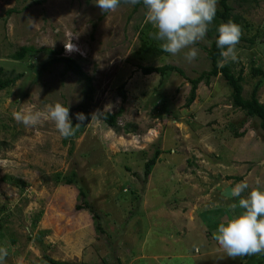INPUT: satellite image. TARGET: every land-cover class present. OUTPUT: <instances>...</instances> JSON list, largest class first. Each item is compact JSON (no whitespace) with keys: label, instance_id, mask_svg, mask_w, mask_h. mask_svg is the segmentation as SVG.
Listing matches in <instances>:
<instances>
[{"label":"rangeland","instance_id":"rangeland-1","mask_svg":"<svg viewBox=\"0 0 264 264\" xmlns=\"http://www.w3.org/2000/svg\"><path fill=\"white\" fill-rule=\"evenodd\" d=\"M230 3L243 16L246 39L236 46L237 60L229 61L236 74L244 70L243 94L249 97L258 80L252 68L264 66V0ZM10 8L18 11L9 15ZM145 11L122 4L103 13L95 0H0V80L24 72L15 84L0 89V247L8 252L3 264H50L45 255L90 264H242L215 240L210 247L203 233L204 227L217 230L238 198L199 209L192 204L201 195H218L227 183L247 180L245 196L251 187L264 189V129L259 117L233 105L232 87L222 75L201 82L197 98L187 105L189 80L211 67L207 48L214 22L192 45L198 55L189 62L188 49L175 56L160 50L161 41L149 35L157 29L145 23ZM142 37L148 40L146 49ZM70 38L78 51L66 52L64 42ZM24 45L35 46L38 53L12 59ZM58 50L92 76L93 91L85 79L65 72L62 62L40 74L34 69ZM163 64L181 67L185 75L140 69ZM259 96L264 102V83ZM56 102L69 107L74 127L76 113L91 117L70 138H63L51 121L26 128L12 117L14 110H42ZM121 106L125 111L116 129L103 113ZM234 129L244 135L235 137ZM157 148L162 153L144 183L145 163ZM73 169L89 188L94 208L110 214L102 237L89 210L76 209L78 187L56 181L59 173ZM18 179L26 183L16 184ZM158 234L169 239L167 247L157 242Z\"/></svg>","mask_w":264,"mask_h":264},{"label":"clouds","instance_id":"clouds-1","mask_svg":"<svg viewBox=\"0 0 264 264\" xmlns=\"http://www.w3.org/2000/svg\"><path fill=\"white\" fill-rule=\"evenodd\" d=\"M122 0H95L103 13L115 12ZM125 4L136 5L141 0H123ZM145 7V23L157 29L149 33L152 39L161 41L160 50L173 56L184 53L189 62L195 60L198 50L192 45L203 40L208 26L214 21L217 13V0H142ZM217 47L223 67L229 60H237L236 46L239 44L242 29L234 21L221 22L218 26ZM68 53L78 51L72 38L64 42ZM226 49V50H225ZM69 107L60 102L47 104L42 110L32 107L21 108L12 112L13 119L24 127H36L42 121H51L63 138H70L86 120L82 112L76 113L78 123L73 126ZM94 116V115H93ZM250 188L247 180L238 182L231 188V196L238 198V204H231L232 213L227 215L218 229L213 232V239L225 251L227 256L237 257L264 253V189L259 186ZM239 209V211H237ZM8 252L0 247V264H3Z\"/></svg>","mask_w":264,"mask_h":264},{"label":"trees","instance_id":"trees-1","mask_svg":"<svg viewBox=\"0 0 264 264\" xmlns=\"http://www.w3.org/2000/svg\"><path fill=\"white\" fill-rule=\"evenodd\" d=\"M92 1V0H87ZM242 1H253L257 2V0H242ZM46 2V0H33L34 4H41ZM125 4L122 0L121 4ZM140 6H143L142 0L140 3L134 5V11H136ZM144 7V6H143ZM233 6L230 3V0H219V6H217V13L216 17L214 19V23L210 28L209 34L213 35V39L211 41L210 46L207 48V55L211 61V67L210 69L204 70L200 73L199 76L195 78H191L189 82L191 83V91L190 96L188 97L187 105L192 104V102L197 98V89L201 82L205 81L206 83H210L211 79L213 77H217L219 75H222L226 82L232 87V102L233 105L242 111L245 112L246 115L250 117H259L260 119V125L262 129H264V102L261 101L259 92L262 84L264 83V66H256L253 67V77H258V80L253 85L252 90L250 92L249 97H245L244 92V70L241 69V71L236 74L233 71V66L230 61H228L223 67L218 66V62L221 60L220 52L222 51L220 48L217 47L216 40L218 38V26L221 22H228L229 20L234 21L235 23L239 24L241 26V29L243 30V27H245V23L243 22V16L239 13L233 12ZM18 10L15 8H10L7 10V14L11 15L14 12H17ZM143 39V46L146 49V46L148 44V40L142 37ZM241 39H246L243 35L241 36ZM240 39V40H241ZM251 43L255 41V36H252L249 38ZM38 50L33 45H24L22 46L18 51L13 53L11 55V58L14 60H24L27 57L28 53H38ZM226 50V49H225ZM55 55L53 58L42 64L41 66H33L31 63L28 65V67L38 70L39 74L46 69L49 64L53 62H62L64 65V71L68 72L71 71L74 74L82 77L85 79L90 87V90L93 91L94 87L92 86V76L87 73L82 65L74 58L69 56L61 55L63 52L61 50L55 51ZM140 69L144 74H152L154 72L159 73L161 76H165L166 74L177 71L181 73L182 75H185V71L183 68L178 67L173 64H163L160 66L155 65H140ZM24 76V72H20L17 74H14L12 76H8L3 80H0V89H4L8 86H11L16 83V81ZM121 97L123 98V101L126 100L127 94L126 90L124 89V84L121 86L120 89ZM125 109L123 106H121L118 111H106L103 113V119L106 123H108L109 126L118 129L119 128V119L123 115ZM84 112V111H83ZM86 120L84 122H87L91 117L88 113L85 114ZM85 123H83L81 126H84ZM126 132H130L128 128H126ZM235 137H240L244 135L243 132H238V130L234 129L233 131ZM162 153V150L160 148H157L155 153L146 161L145 168H144V183L147 181L149 175L152 173L154 166L159 161L160 154ZM138 174V173H135ZM229 178H234L235 180H241L242 176H230ZM57 182L69 184V185H76L79 189V200L76 205L77 210H89V212L92 215V218L96 224V230L100 234L98 237H102L101 234H107L106 229V221L109 219L110 214L103 213L92 205L90 201V190L88 187H86L83 182V178L80 177V174L77 170L73 169L70 173L62 175L59 173L57 175ZM16 184H22L24 185L26 182L22 180L15 181ZM136 197H141L140 193L136 194ZM105 215V216H104ZM107 215V216H106ZM109 232V231H108ZM111 234V233H110ZM3 237V234H0V237ZM40 238V236H39ZM242 259V264H264V253H260L257 255H251V256H244L240 257ZM45 259L50 264H90L88 262H71L66 260H55L54 258L50 257L49 255H45Z\"/></svg>","mask_w":264,"mask_h":264},{"label":"crops","instance_id":"crops-1","mask_svg":"<svg viewBox=\"0 0 264 264\" xmlns=\"http://www.w3.org/2000/svg\"><path fill=\"white\" fill-rule=\"evenodd\" d=\"M227 186H232L231 185V183H227V184H225L221 189H219L220 190V192L218 193V195L220 194V196L218 197V195H211L210 193H209V195L207 194V195H201V197L199 198V201L198 202H195V203H193L192 204V208H194L196 205V209H199L201 206L202 207H210V205H223L225 202H227V198L228 197H226V196H224L223 194H222V191L227 187ZM232 187H235V186H232ZM217 189V188H216ZM223 195V196H222ZM208 200L210 201V203L208 202ZM202 204V205H201ZM195 209V210H196ZM194 210V211H195ZM185 211H191L190 209H186ZM193 211V212H194ZM166 212L169 214L168 216H173V214H174V212L173 211H170L169 209H166ZM194 214H193V221L192 222H196L195 221V218H194ZM196 217V216H195ZM199 217V215L197 216V218ZM200 218V217H199ZM168 219V218H167ZM201 220V219H200ZM168 221H166V223H167ZM222 222V221H221ZM220 222V223H221ZM219 225V224H218ZM206 227H204L203 228V233H207V236H206V238L208 239V245L211 247L212 245H213V243L211 242L212 240H214L213 239V236H212V234H213V232H215V231H213L212 229H210V230H208L207 228L205 229ZM184 229V228H183ZM154 237H155V239L157 240V242L158 243H160L161 244V242H160V240L161 241H163V245H165V247H167L168 246V241H169V239L164 235V234H158V235H154ZM170 237H173V234L170 236ZM210 237V238H209ZM173 239L174 240H177V238H175V237H173ZM215 242H216V245L218 246V247H220L219 245H218V242L215 240ZM162 245V244H161ZM167 245V246H166ZM215 245V244H214ZM221 248V247H220ZM220 250H223V249H220ZM212 251H215V249L214 250H212ZM185 254L184 253H176L175 254V256H184Z\"/></svg>","mask_w":264,"mask_h":264},{"label":"water","instance_id":"water-1","mask_svg":"<svg viewBox=\"0 0 264 264\" xmlns=\"http://www.w3.org/2000/svg\"><path fill=\"white\" fill-rule=\"evenodd\" d=\"M231 188H233L232 186H227L223 191L222 194L226 197H232L231 196Z\"/></svg>","mask_w":264,"mask_h":264},{"label":"built area","instance_id":"built-area-1","mask_svg":"<svg viewBox=\"0 0 264 264\" xmlns=\"http://www.w3.org/2000/svg\"><path fill=\"white\" fill-rule=\"evenodd\" d=\"M195 250H196V252H199V249L198 248H196Z\"/></svg>","mask_w":264,"mask_h":264},{"label":"bare ground","instance_id":"bare-ground-1","mask_svg":"<svg viewBox=\"0 0 264 264\" xmlns=\"http://www.w3.org/2000/svg\"><path fill=\"white\" fill-rule=\"evenodd\" d=\"M76 45V44H75ZM78 47V46H77Z\"/></svg>","mask_w":264,"mask_h":264}]
</instances>
